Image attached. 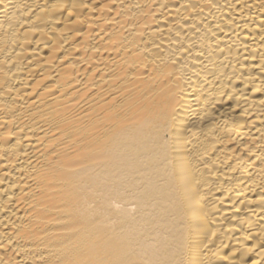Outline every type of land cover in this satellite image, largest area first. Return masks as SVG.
Returning a JSON list of instances; mask_svg holds the SVG:
<instances>
[{
  "label": "bare ground",
  "instance_id": "6f19581e",
  "mask_svg": "<svg viewBox=\"0 0 264 264\" xmlns=\"http://www.w3.org/2000/svg\"><path fill=\"white\" fill-rule=\"evenodd\" d=\"M0 264H264V0H0Z\"/></svg>",
  "mask_w": 264,
  "mask_h": 264
}]
</instances>
